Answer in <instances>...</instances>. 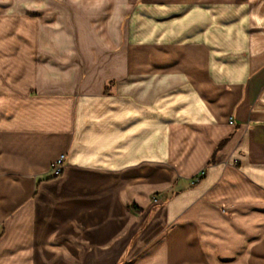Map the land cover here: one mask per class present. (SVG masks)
<instances>
[{"label":"crops","instance_id":"1","mask_svg":"<svg viewBox=\"0 0 264 264\" xmlns=\"http://www.w3.org/2000/svg\"><path fill=\"white\" fill-rule=\"evenodd\" d=\"M139 1L0 0V264H264V0Z\"/></svg>","mask_w":264,"mask_h":264},{"label":"rangeland","instance_id":"2","mask_svg":"<svg viewBox=\"0 0 264 264\" xmlns=\"http://www.w3.org/2000/svg\"><path fill=\"white\" fill-rule=\"evenodd\" d=\"M56 2H60V0H55ZM48 5V4H47ZM52 2L49 8L46 11V18L51 19L53 17ZM52 11V12H51ZM48 15V16H47ZM59 20L62 19V15L59 17ZM152 25L149 20V8H148V0H140L138 4L132 6V8L128 9L124 20L121 23V31L123 33V40L120 46V49H124L126 52L125 60L129 63H132L133 60V50L138 49L140 45L141 48L146 49L145 52H141L140 59H147L148 53V34L152 32ZM164 27L168 25H163ZM168 29L164 31L167 32ZM169 31V30H168ZM140 38V43L138 40Z\"/></svg>","mask_w":264,"mask_h":264},{"label":"built area","instance_id":"3","mask_svg":"<svg viewBox=\"0 0 264 264\" xmlns=\"http://www.w3.org/2000/svg\"><path fill=\"white\" fill-rule=\"evenodd\" d=\"M229 124H232V121H229ZM62 172V158L56 162V164L52 167L53 175L59 176Z\"/></svg>","mask_w":264,"mask_h":264}]
</instances>
